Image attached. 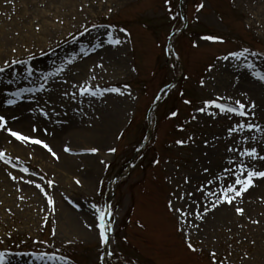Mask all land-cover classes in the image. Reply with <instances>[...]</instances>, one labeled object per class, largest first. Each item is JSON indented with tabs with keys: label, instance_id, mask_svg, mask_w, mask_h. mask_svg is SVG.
I'll use <instances>...</instances> for the list:
<instances>
[{
	"label": "rangeland",
	"instance_id": "rangeland-1",
	"mask_svg": "<svg viewBox=\"0 0 264 264\" xmlns=\"http://www.w3.org/2000/svg\"><path fill=\"white\" fill-rule=\"evenodd\" d=\"M263 7L264 0H182V17L179 0H0V66L27 60L34 69L27 78L20 64L0 74V115L7 121L0 151L10 158L0 160L4 264H101L93 205L104 210L115 176L108 264H264V178L227 204L223 218L220 205L211 208L215 197L202 195L230 182L223 168L233 156L264 170V161L238 155L251 147L264 155V131L228 134L238 122L264 129V82L253 75L264 74ZM109 33L121 43L110 44ZM209 35L222 42L203 39ZM244 48L246 59H222ZM58 67L63 71L44 90L9 95L39 89L41 76ZM168 83L169 95L152 106ZM81 86L97 95H80ZM110 88L119 91H104ZM217 97L233 106L240 100L249 115L198 111ZM10 98L14 105L6 103ZM7 128L45 141L59 158L16 140ZM92 147L98 151H86ZM170 200L190 214L169 211Z\"/></svg>",
	"mask_w": 264,
	"mask_h": 264
},
{
	"label": "snow or ice",
	"instance_id": "snow-or-ice-1",
	"mask_svg": "<svg viewBox=\"0 0 264 264\" xmlns=\"http://www.w3.org/2000/svg\"><path fill=\"white\" fill-rule=\"evenodd\" d=\"M166 3H168V0H165ZM203 7V4H200L197 6V11H199L201 8ZM109 11H111V9H109ZM95 27V25L93 26ZM111 27V26H110ZM89 29L88 28H84V31L80 33V35L82 36L84 34V32H88ZM121 32H124L126 30L124 29H120ZM109 36V40L108 42L110 44L113 45H118L121 43V40L118 38H113L112 33L108 34ZM76 37H73V40H75ZM203 39L205 40H210V41H221L222 42V37L219 36H215V35H209V36H205L203 37ZM13 51H15V49H13ZM81 51L83 52L84 49L81 48ZM249 52V49L244 48L243 50L239 51V52H229L227 55L223 56L222 59L224 60H229V58H234L235 60H241L242 58H245V54ZM85 55H87V53H84ZM252 56H258L259 54L256 52H252L251 53ZM32 56L28 57V60H31ZM72 60L69 59L67 60V63H71ZM26 65L24 71L26 73L25 78L27 77H31L34 73V69L31 66H27L28 61L27 60H11V61H5L3 66H0V74L5 73V71L9 68H11L13 65ZM248 68H252L254 67V65H252L251 63L247 64ZM209 70H211V66H209ZM63 71V67H58L55 69L54 72H48L45 73L41 76V79L44 80V83L39 84V89H35V88H28V89H19L15 92L9 93L10 96L12 97H19L21 95L22 92H33V91H37V90H44L45 88V84L48 82V78L54 75L59 74L60 72ZM254 76H256L260 81L264 82V74L260 73V72H254L253 73ZM8 83H11V81H8ZM204 81L201 80V84H203ZM125 87H128L127 85H125ZM104 91H111V92H117L119 91V89L117 88H110V89H105ZM79 92L80 95H97L96 91H93L92 88L90 86H81L79 88ZM102 94V93H101ZM75 95V94H73ZM225 98L223 97H217V99L215 100H205L204 101V106L199 108L198 111L199 112H205L207 111L209 108L214 107L216 109L219 110L220 113H227V114H233L239 117H246L249 115L248 111H246V106L244 103H242L240 100H235L234 101V105L231 103H227V102H218L220 100H224ZM227 100H231V97L226 98ZM6 103L8 105H14L16 103V99H7ZM185 103H190V101H185ZM248 107L250 108H255V104L252 103L250 104ZM43 111V110H41ZM45 115H47V113H44ZM172 116H176L177 113L176 112H172L171 113ZM252 115H254V113H252ZM6 124L7 121L5 120V117L0 115V129H5L6 128ZM247 128L248 130H252V129H256V131H264V129L261 128L260 125L258 124H252V123H242V122H238L235 125H233L231 128H229L228 130V134L232 135L233 133H235L237 130H243ZM9 134L14 137L16 140L22 142V143H32V144H37V145H41L43 148L47 149V151L49 153H51V155L53 157H56L57 159L59 158L57 156V153L55 151H53V149L43 140L39 139V138H35V137H29L27 135H24L18 131H13L11 128H7L6 129ZM33 131H36V128L33 127ZM245 140L248 139V137H244ZM252 140H256L257 137L255 135H253L251 137ZM177 144H184L186 143V141L183 140H177L176 141ZM65 152H69L71 151L70 148H68L67 146H65L64 148ZM86 151L92 152V153H96L98 151V149L96 147H92L89 149H86ZM110 152H115L116 149L115 148H110L109 149ZM229 152H233V153H237V149L234 147H229L228 148ZM238 155L241 157H248L250 159V161H264V155H260L257 152V149L255 147H251V148H242L241 150H239ZM10 159V158H9ZM9 159H6V153L3 151H0V160H3L5 163L9 162ZM236 157L233 156L232 158H229L227 163H228V167H224L223 168V173L224 175L228 178V180L230 182H226L224 186L219 188V192L220 194L217 195L216 191H208V192H202V195L204 196H213L215 197L214 202L211 203V208H216L218 205L221 204H229L232 205L233 201H235L237 198H240L242 196V194L244 192H246L251 186H253L254 184V180L255 178H264V170H258L256 169L254 166H250V164H246L244 163L243 160H241L239 163L235 162ZM158 162V161H157ZM22 171L27 172L28 169L27 168H23ZM205 172H208L209 170L207 168L204 169ZM9 175H11V173H9ZM234 177V179H233ZM12 179H17V177L12 176ZM189 179L188 177H185V183H188ZM29 183H31V181H29ZM54 182L52 180L47 181L48 186L50 187ZM77 184L80 183L79 180L76 181ZM208 184L213 183L212 180H208L207 181ZM37 187L39 188L40 185H37ZM41 191H43V188H41ZM45 195H47V193H45ZM189 195H191L189 193ZM179 199H183V197H179ZM48 203L49 205L53 204V200L52 198L49 196L48 197ZM169 211H175L177 213H179L180 217H185L187 214L190 213H185L184 211H182L180 208H175L173 202L170 200L169 204ZM93 208H96V211L98 213V220L99 223L97 225H95V227H97L99 229V239L101 244H106L108 242V236L107 233L109 231H111V224L110 221L106 220V214L107 216H111V209L109 206H105V210H101L100 208H97L96 205H93ZM209 209L205 208L204 211L207 212ZM235 211L238 215L243 214L244 209L242 207H236ZM195 216L197 219H203V216L197 212L195 213ZM187 247L191 250V251H196V249L193 247V244L191 242L187 243ZM45 254H41L40 255V259L44 258ZM109 255H111V253H109ZM211 257L213 259V262H215V253H211ZM49 259H66L64 257H54V256H49ZM5 254L3 252H0V264H4L5 262Z\"/></svg>",
	"mask_w": 264,
	"mask_h": 264
},
{
	"label": "bare ground",
	"instance_id": "bare-ground-1",
	"mask_svg": "<svg viewBox=\"0 0 264 264\" xmlns=\"http://www.w3.org/2000/svg\"><path fill=\"white\" fill-rule=\"evenodd\" d=\"M264 8V7H263ZM1 38L3 39V41H5L4 39H5V36H4V34L3 35H1ZM6 43V42H5ZM108 54H109V56L110 55H113L114 54V51H111V50H109L108 51ZM259 183H260V185H264V179L263 180H260L259 181ZM221 184V183H220ZM221 185H224L223 183L221 184ZM216 193L219 195L220 194V192L218 191V190H216ZM220 209H219V214H220V216L223 218V216L226 214L227 215V211L229 210V208L227 207V204L225 203V204H221L220 205V207H219ZM221 210V211H220ZM225 217V216H224ZM107 244V246H108V243H106ZM106 244H103V247H106Z\"/></svg>",
	"mask_w": 264,
	"mask_h": 264
}]
</instances>
